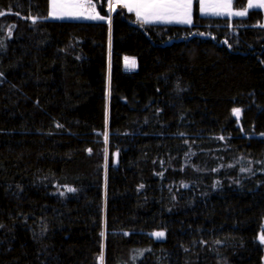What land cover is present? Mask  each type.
Instances as JSON below:
<instances>
[{"label": "trees", "instance_id": "trees-1", "mask_svg": "<svg viewBox=\"0 0 264 264\" xmlns=\"http://www.w3.org/2000/svg\"><path fill=\"white\" fill-rule=\"evenodd\" d=\"M92 2L0 0V264H264V8Z\"/></svg>", "mask_w": 264, "mask_h": 264}, {"label": "snow or ice", "instance_id": "snow-or-ice-1", "mask_svg": "<svg viewBox=\"0 0 264 264\" xmlns=\"http://www.w3.org/2000/svg\"><path fill=\"white\" fill-rule=\"evenodd\" d=\"M87 6L92 7L91 0H86ZM121 7L129 11H135L137 19L143 23L166 22V23H184L192 22L193 0H117ZM52 12L55 18H63L65 15H71L72 9L85 7L84 0H50ZM249 8H264V0H248ZM232 0H200V11L202 14H208L209 11L215 15H222L227 11L228 15L244 16L246 11L232 13ZM86 19L104 20L105 17L97 14L88 15ZM110 19V17H109ZM134 63V61H133ZM240 109H233V114L239 116ZM59 126V125H58ZM106 138V134H105ZM90 151V150H89ZM107 151V150H105ZM143 187V185H141ZM68 192H74L75 189L68 188ZM104 233L101 232V236ZM156 237H163V232L154 233ZM264 243V237H261Z\"/></svg>", "mask_w": 264, "mask_h": 264}, {"label": "rangeland", "instance_id": "rangeland-1", "mask_svg": "<svg viewBox=\"0 0 264 264\" xmlns=\"http://www.w3.org/2000/svg\"><path fill=\"white\" fill-rule=\"evenodd\" d=\"M233 1L234 0H232V7H231L230 11L231 12H239V11L233 9ZM84 2H85V7L84 8L72 9V10H70L71 13H72L71 15H65L63 18H55L53 15L50 14L52 12V8H51L50 0H49V15H48V19L51 20V21H70V22H84V21H88V20L89 21H94V22L104 21V20L86 19L85 18L86 16L94 15V14H97V13L99 14V12L97 11V9H96L94 3L92 2V0H91L92 7L87 6L86 0H84ZM195 3H196V1L193 0L192 16H191L192 22H191V24L193 23V14H194V9H195ZM197 3H198L199 15L202 16V17H215V16L219 17V16L223 15V14L222 15H215V14H212L211 11H209L208 14H202L201 11H200V1L197 2ZM107 5H108V10H109V15H111L114 12V10H116L118 7H121L119 5V3L117 2V0H107ZM122 8L125 9L129 14H132L137 21H139L140 23H143L142 20H138L137 19L135 11H129L127 8H124V7H122ZM249 9H252V8H249L248 3H247V9L245 11L247 12V10H249ZM256 9H260V8H256ZM225 13L227 14V11H225ZM1 15L2 14H0V16ZM244 16H236L235 15V18H243ZM143 24L186 25V26L191 25V24L176 23V22L166 23V22H160V21H157V22H151L150 21L149 23H143ZM9 37H10V34L7 36V38H9ZM247 164H248L249 168L246 169V172L250 171V163L247 162ZM65 191L68 192L67 189ZM155 238L156 239H158V238L161 239L162 237H156L155 236Z\"/></svg>", "mask_w": 264, "mask_h": 264}, {"label": "water", "instance_id": "water-1", "mask_svg": "<svg viewBox=\"0 0 264 264\" xmlns=\"http://www.w3.org/2000/svg\"><path fill=\"white\" fill-rule=\"evenodd\" d=\"M131 65H132V68L134 69V67H135V63L132 62ZM125 67H126V69H128L130 66H129V64H126ZM117 159H118V154L115 153V154H114V164H117Z\"/></svg>", "mask_w": 264, "mask_h": 264}, {"label": "crops", "instance_id": "crops-1", "mask_svg": "<svg viewBox=\"0 0 264 264\" xmlns=\"http://www.w3.org/2000/svg\"><path fill=\"white\" fill-rule=\"evenodd\" d=\"M195 1H196V3H197V2H199L200 0H195ZM197 4H198V3H197ZM232 13H235V12H232ZM215 17H217V16H215ZM219 17L235 18V15H228V14L224 13L222 16H219Z\"/></svg>", "mask_w": 264, "mask_h": 264}]
</instances>
